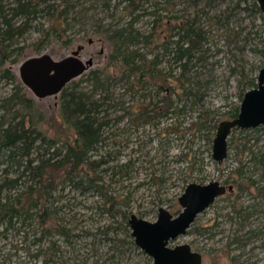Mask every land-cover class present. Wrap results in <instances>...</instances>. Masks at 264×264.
Returning <instances> with one entry per match:
<instances>
[{"label": "rangeland", "instance_id": "obj_1", "mask_svg": "<svg viewBox=\"0 0 264 264\" xmlns=\"http://www.w3.org/2000/svg\"><path fill=\"white\" fill-rule=\"evenodd\" d=\"M13 1L3 0L2 4L10 7ZM72 1L79 5L72 13L77 21L71 23L63 38L54 35L42 41L50 25L49 17L42 14L17 39L16 46L23 50L9 61H0V106L15 82L22 83L43 111L39 128L62 144L72 142L76 133L61 116V94L35 96L21 81L19 68L28 57L48 53L61 59L83 45L82 58H93L94 64L70 83L79 82L85 90H92V71L106 70L109 75L104 88L96 92L110 99L101 112V121H109L104 126L105 140L94 154L97 159H111L97 174L102 176L101 183L108 194L119 202L113 211H108L102 194L83 192L71 184L64 189L59 186L53 207L57 210L53 217L58 220L54 222L73 229L70 240L56 231V224L53 233L43 238L44 227L35 221L22 229V223L8 230L6 224L0 225V264H45L46 260L47 264H153V259L141 249L124 242L127 230L120 224L123 214L155 221L159 209L165 207L177 216L182 210L179 197L189 183L214 180L233 184L234 190L218 197L198 216L187 234L171 245L190 243L203 254V264H264V156L260 155L264 153V125L234 129L229 137L228 157L221 164L213 157L219 124L232 119L231 113L241 105L242 94L255 88L251 82L258 81L264 68L263 13L253 8L252 0H200L198 4L195 0H144V11L157 14H147L137 23L146 34L154 35L150 43L141 44L142 51L149 59L158 55L159 69L175 75L166 81L164 89L174 88L171 97L178 106L168 118L153 117L148 122L141 112L167 92L157 89L160 83L151 77L146 78L144 88L134 91V77L123 76V70L116 69L110 61L112 48L104 32L126 20L124 0ZM158 15L165 20L180 15L197 16L207 31L203 47L183 77L194 95L188 96L180 89L182 68L174 54L162 55L161 28H153ZM69 36L71 42L66 44ZM5 68L13 73L15 82L2 77ZM182 107L184 110L180 111ZM3 113L0 108V117ZM0 161L1 174L7 164L2 157ZM127 162L130 166L120 172L117 168L114 173L112 166ZM242 166L239 176L237 170ZM18 192L15 189L10 193ZM8 193L9 190L4 191V195ZM52 224L51 219L48 228ZM106 225L111 226L110 232L101 233ZM115 247L125 250V254L116 252L114 257Z\"/></svg>", "mask_w": 264, "mask_h": 264}, {"label": "trees", "instance_id": "obj_2", "mask_svg": "<svg viewBox=\"0 0 264 264\" xmlns=\"http://www.w3.org/2000/svg\"><path fill=\"white\" fill-rule=\"evenodd\" d=\"M0 1V61L1 63L9 59L23 47H17V39L31 29L34 20L42 14L49 17V29L44 33L42 41L51 36L63 38L67 28L73 21H77L76 16H72L79 6L72 0H14L10 7L4 6ZM196 4L200 0H195ZM242 1V0H241ZM248 1V0H243ZM123 14L126 20L122 24L109 26L104 32L111 44L110 61L116 69L123 70V76L134 77L132 86L134 91L144 88L147 84V77L160 83L159 88L167 95L162 99H157L148 109L141 112L142 116L148 117L151 122L153 117H166L176 112L178 106L175 105L171 95L174 88L164 89L166 81L175 75L164 73L159 69L160 58L158 55L149 59L142 51L141 44L151 42L153 34H146L141 27L137 26L138 21L147 14H157L155 12H145L144 0H124ZM239 5V3H238ZM252 6L258 12H262L257 0H252ZM7 7V8H6ZM143 11V12H142ZM262 14V13H261ZM264 19V15L262 14ZM19 20V21H18ZM64 26V27H63ZM165 26V27H164ZM153 28H161L159 38L163 40L162 55L174 54V60L180 62L182 73L179 76L181 81V91L188 96L194 95V91L183 81L184 74L189 69V64L196 57V53L203 47L206 40L207 31L198 23V17H187L180 15L170 17L165 20L161 16L154 18ZM71 42V38L65 40L66 44ZM39 46V44H36ZM16 46V47H15ZM2 77L15 82V77L9 68L1 71ZM109 75L106 70H94L90 73V79L94 86L92 90H85L81 83L72 82L61 92L60 113L67 126L74 129L76 137L72 142L61 143L56 138L49 137L39 128L43 120V111L39 109L36 101L25 91L22 83H16L12 92L8 95L0 106L4 113L0 117V158H3L7 166L0 174V225L6 224V230L14 227L17 223L25 224L39 223L44 227L43 236L53 233L54 221L58 220L54 216L57 210L53 209L58 187L64 189L67 184L75 186L84 191H95L102 194L106 199L108 211H113L115 204L119 202L116 196L108 194V190L102 182V176L97 174L98 170L109 164L111 159L95 158L94 152L105 140L104 126L108 120L101 121L102 106L110 99L107 95H98L96 92L105 86V78ZM253 87H257V82H251ZM160 93V92H159ZM158 93V96H159ZM245 93L242 94L243 100ZM157 96V95H156ZM184 107L180 109L183 111ZM240 106L231 113L232 119L237 117ZM196 125L198 123H195ZM216 128V127H215ZM239 130V128H236ZM169 132L178 131L167 130ZM111 155V154H109ZM264 156V153L260 154ZM258 156L254 157L257 160ZM258 161V160H257ZM264 161V160H263ZM1 162V161H0ZM130 162L112 166L114 173L118 168L120 172L130 166ZM107 167L105 170L110 168ZM243 167H239L237 174L243 173ZM252 184L255 181L252 180ZM242 190L244 188L239 185ZM19 189L20 192L14 194L11 190ZM9 193L4 195V191ZM50 203V204H49ZM50 205V206H49ZM122 224L126 231L124 242L140 250L136 245L130 229L129 217L123 214ZM53 220L52 229L48 228V223ZM111 226L106 225L101 233L108 234ZM72 228L61 224H56V231L70 240ZM41 237L38 240L42 239ZM114 257L125 254V250L115 247ZM142 253H145L141 250ZM47 260L45 264H47Z\"/></svg>", "mask_w": 264, "mask_h": 264}, {"label": "water", "instance_id": "obj_3", "mask_svg": "<svg viewBox=\"0 0 264 264\" xmlns=\"http://www.w3.org/2000/svg\"><path fill=\"white\" fill-rule=\"evenodd\" d=\"M264 14V0H257ZM84 46L79 45L61 59L44 53L24 60L19 68L21 81L39 98L61 94L75 78L94 64L81 56ZM264 125V68L258 75L257 87L248 90L240 105L237 117L222 121L213 142V157L219 163L228 157L229 137L234 129H251ZM234 189L233 184L214 180L209 183H189L179 197L181 212L175 216L161 207L158 218L150 221L132 214L129 219L136 245L153 259V264H203V254L190 243L172 246L181 235L187 234L198 216L216 199Z\"/></svg>", "mask_w": 264, "mask_h": 264}, {"label": "flooded vegetation", "instance_id": "obj_4", "mask_svg": "<svg viewBox=\"0 0 264 264\" xmlns=\"http://www.w3.org/2000/svg\"><path fill=\"white\" fill-rule=\"evenodd\" d=\"M19 75H20V74H19ZM20 78H21V77H20ZM233 190H234V189H233ZM233 190H232V191H233ZM232 191H229V192H232Z\"/></svg>", "mask_w": 264, "mask_h": 264}]
</instances>
